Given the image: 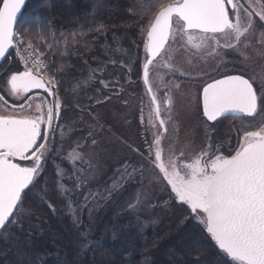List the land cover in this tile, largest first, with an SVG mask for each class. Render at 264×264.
<instances>
[{"label": "snow or ice", "instance_id": "1", "mask_svg": "<svg viewBox=\"0 0 264 264\" xmlns=\"http://www.w3.org/2000/svg\"><path fill=\"white\" fill-rule=\"evenodd\" d=\"M26 5L27 0H0V67L15 51L23 70L12 73L6 86L11 96L24 101L18 106L12 105L8 114H0V240L10 245L0 264H14L7 258L8 253L22 256L25 247L31 248L27 239L32 233H26L23 239L19 234L26 223L31 225L32 211L25 207L26 202L47 206L53 213L56 208L52 200L62 202L76 232L77 254L83 255L103 243L91 239L93 230L90 223L84 224L85 212L91 221L96 207L106 203L128 179L142 180L144 173V162L136 165L125 162L115 172L108 189L101 191L97 187L94 191L89 180L98 164L82 151V143L65 148L72 134L59 123L64 104L59 95L61 79L57 77L63 78L69 68L66 60L55 61L50 57L82 56L84 51L96 46L93 40L105 35L106 25L93 20L67 32L49 31L51 24L38 15L25 17ZM128 11L144 18L143 23L137 22L144 52L142 63L138 54L129 53L121 46L123 38H114L115 48L106 43L100 45L105 54L111 53L108 60H99L95 68L90 67L88 76L78 81L73 91L87 94L91 82L98 80L104 89L118 94L123 90L119 79H104V70L108 64L116 65L119 61L131 74L134 61L130 57L135 55L152 105L147 118L152 139L145 142L146 155L139 153V149L134 151L151 167L153 180L170 188V199L186 212L185 219L192 216L203 225L217 248L216 264H264V73L247 78L243 74L247 70V49L253 41L261 46L258 54L264 56V0H136ZM18 24L24 27L23 31L17 30ZM33 27L40 44L26 37V32ZM84 28L97 36L88 37ZM177 40L190 65L193 58L207 63L209 58L219 57V69L232 63L225 59L232 55L240 57L239 64L245 67L236 74L210 76L204 80L208 73L195 76L171 63L177 52L172 44ZM80 44L84 51L76 47ZM41 45L45 46V51L40 50ZM232 66L237 65L232 63ZM161 69H167V74L177 80L183 77L203 81L198 93L201 107L198 120L203 128L204 145L199 151L188 155L183 149L177 151L180 125L174 118L177 114L174 97L169 88L161 101L153 86L154 78L164 81ZM49 72L52 74L47 75ZM174 87L179 90L180 84ZM34 90H43L53 100H43L34 114H13L23 111L26 104L31 107L33 97L28 94ZM92 91L94 95L88 96L89 103L99 104L101 97L110 99L100 89L92 88ZM0 101H4V96L0 95ZM75 108L81 116L91 111L79 100ZM141 120L143 122V116ZM224 120L240 125H233L234 145L219 136L218 126ZM192 143L188 139L184 147H191ZM91 144L95 146L96 139L93 138ZM57 156L61 157L59 163L55 162ZM50 160H53V169L48 175L46 165ZM24 161L29 163H22ZM142 195L138 194L128 205L127 213L137 211ZM135 223L141 231L146 221L136 215ZM105 232H111L110 239H118L114 230L106 227ZM196 251L202 252V249ZM33 255L35 258L30 264L46 261L68 264L67 258L58 252H33ZM122 264L136 262L133 258ZM193 264L204 262L196 256Z\"/></svg>", "mask_w": 264, "mask_h": 264}, {"label": "trees", "instance_id": "2", "mask_svg": "<svg viewBox=\"0 0 264 264\" xmlns=\"http://www.w3.org/2000/svg\"><path fill=\"white\" fill-rule=\"evenodd\" d=\"M134 2L136 0H29L24 10L25 17L38 15L49 22L52 26L49 31L67 32L93 20L101 21L106 25V40L105 35H99L97 39L92 41L96 46L90 47L87 51H84L82 44L76 45L77 48L84 51L82 56L50 57L51 60L60 61L64 59L67 62L69 71L63 78L57 77L61 79L59 95L64 104L59 123L68 131H73L75 128V133L78 136L76 141L79 143L88 136V132L82 129L81 122L88 116L89 111H85L82 116L79 115V110L75 108L77 100L93 110L105 99L101 97L102 102L99 104L88 101V96L94 95L92 88L101 90L98 80L91 82L87 94L84 91L74 92L73 89L78 81H83L88 76L90 67H96L97 61L108 60L111 53L105 54L104 48L100 45L106 43L115 48L114 38H123L120 41L121 46L127 49L129 53L138 54L139 61L141 63L143 61L141 29L137 22L143 23L144 18L128 11L129 5ZM17 30L23 31L24 27L18 24ZM36 31L33 27L30 32H26V37L34 38V42L40 44V40L35 39ZM84 31L88 33V37L97 36V33L89 32L88 28H84ZM137 45H139L138 48ZM40 50L45 51V46L41 45ZM93 57L96 59H92ZM136 58L135 55L130 57L134 61L131 74L127 72L125 67H121L118 61L116 65H107L103 78L106 80L119 79L123 84L129 80L131 82L141 80V69L135 63ZM86 59L88 60L87 64L84 63ZM127 63L128 60H125V64ZM47 74L51 75L52 73ZM103 92L107 96V93L113 91L106 89ZM57 134H59V129H57ZM73 136L75 134L71 135L70 141L75 139ZM65 148L69 149L71 146H65ZM111 170L112 167L108 169L105 175L107 176L106 180L100 182L99 187L101 189L106 190L111 186L112 182L106 184V181L112 177L109 176ZM46 172L51 175L52 167H47ZM138 180L135 179L134 184H126L123 196L119 197L118 202L97 220L89 221L84 214L85 226L90 223L93 230L91 239L102 240L103 243L90 248L83 255L77 254L76 232L66 215L67 208L62 202L58 199L52 200L56 208L55 213L51 212L47 206L26 202L25 207L31 208L32 211V215L29 217L31 225L26 223L23 226V231L19 234L23 239L26 233H32L31 237L27 239V244L31 248L25 247L22 256H13L8 253L7 258L12 260L14 264L17 262L18 264H30V261L35 258L33 252H58L62 257L67 258L68 264H122V261L133 258L136 264H146V258L147 264H193L194 258L199 256L204 264H216L217 248L204 230L203 225L195 217L188 216L185 219L186 212L181 211L178 202L174 200H169L174 202L169 203L167 216L154 228L146 218L141 217L146 223L141 231H138L135 217H121L123 211L128 208L135 197ZM106 227L114 230L118 239H110L111 232L106 233ZM9 247L10 245L0 240V260L5 258V252ZM197 248L202 249V252H197ZM129 253L132 256H129ZM45 264H50V262L46 261Z\"/></svg>", "mask_w": 264, "mask_h": 264}, {"label": "rangeland", "instance_id": "3", "mask_svg": "<svg viewBox=\"0 0 264 264\" xmlns=\"http://www.w3.org/2000/svg\"><path fill=\"white\" fill-rule=\"evenodd\" d=\"M172 47H174V44H172ZM260 48L261 46L253 41L252 46L247 49V67H256V64L258 68L255 70L261 74L264 73V56L258 54ZM181 57L182 54L178 56L175 55L172 60L173 65L182 67L191 72L196 71L194 64H201L200 66L206 67L213 63L214 65L210 71H218V73H220L223 68V66H221L222 68L217 69V64L214 63V60L211 58L208 59L207 63L197 59L194 60L196 62H192L190 65L187 62V57H185L187 59L186 61H182ZM229 57L230 55L225 57V59L229 61ZM13 58L15 59V57ZM216 58L219 60V57ZM13 64L16 69L17 67L20 68L18 62L14 61ZM127 78L129 80V77ZM160 82L159 79L154 78L153 86H159L158 84ZM194 82L195 84H187L184 87H180L179 90L174 89L172 93L174 97V112L177 113L174 118L179 121L180 125L177 151L183 149L186 155L190 154L192 151H199V149H196V146L199 147L204 143L201 123L191 116L194 113V99L196 98V88L194 85L197 84V81ZM119 83L123 86V90L119 91L118 94L114 91L112 93H107L110 99H105L99 106L88 112V116L81 122L82 129L88 132L87 138L80 142L84 144L82 151L92 157L94 163L98 164L94 174L90 177L89 186H92V188L95 187V189H93L95 191L96 188L99 187L100 182L106 180L105 178L107 176L105 175L110 167H112V170L109 176L112 177L109 181H106V184L112 182L114 174L117 171L116 164L128 162L129 164L136 165L137 162H144L143 179L138 180L139 183L135 193V197L140 193L143 194L141 197V205L135 213L129 214L126 210L123 211L121 217L126 218L140 215L142 218H146L154 228L167 216V212L169 211L168 205L170 202L174 201L168 200L170 199V188H166L163 182L156 183L153 180L151 167L139 154H147L145 142L146 140L151 141L152 139L151 130L147 126V118L152 106L142 80L125 82L124 84L119 81ZM100 88L103 91L106 90L101 84ZM186 106H188L187 110ZM32 110L33 106L27 107L23 111L17 113L18 115L27 116L32 114ZM142 116L144 118L143 122L141 120ZM69 132L73 135L75 134V136H73L75 139L71 140L66 146L74 147L77 143L76 140L78 136L75 133V128L73 131ZM89 132L92 133L91 136ZM186 133L188 134L187 136ZM93 138L97 141L95 146L91 144ZM188 139H191L193 143L191 147L185 148L184 145ZM134 149H139V153L134 151ZM60 160L61 157H55L56 163H59ZM49 166L53 169V160L49 161L46 168ZM134 179L135 178L128 179L125 184H134ZM124 187H126V185H122L114 191L111 195V200H107L106 204L102 203L96 207L92 221H94L93 219L97 220L103 213L118 202L120 199L119 197L123 196ZM99 189L105 191L104 188L101 189L99 187ZM85 215L87 216L86 212Z\"/></svg>", "mask_w": 264, "mask_h": 264}, {"label": "flooded vegetation", "instance_id": "4", "mask_svg": "<svg viewBox=\"0 0 264 264\" xmlns=\"http://www.w3.org/2000/svg\"><path fill=\"white\" fill-rule=\"evenodd\" d=\"M170 43H171V41H170ZM173 48L177 49L176 56L182 54V57H181L182 61L187 60L185 58V57H187L186 53L183 51V49L180 48L179 40H177V42L174 43ZM211 59H213L214 60L213 62L216 64L219 61L217 58H211ZM240 59H241L240 57L230 55L228 60L232 63H235L237 66L233 67L232 63H230L227 67L223 66V68H222L220 66L219 68H222L220 73H218V71H213V72L210 71V69L214 65L213 63H211L210 66L208 65L206 67L200 66L201 64H197V65L194 64V66L196 67V71H194V72H191V71L186 70V69H184V70L191 72L195 76H199L202 73H208V75L204 76V78H203L204 80H208L210 76L219 78L222 75L239 73L245 67L244 65L239 64ZM194 60H197V59L193 58L192 62H196ZM171 63H172V61H171ZM255 66L256 67H249V66L247 67V70L244 71V73H243L246 76V78L260 75V73H258L257 70H255L258 68V65L255 64ZM5 69H7V71H5ZM17 70H19V67H17V69H16L14 64L10 65L9 63L8 64L5 63L0 68V95L4 96V101H0V114H8V111H10V109H11L8 107V104L18 106L20 103H24V101L22 99H17V98H14L13 96H11L10 93L8 92V89L6 86L7 79L10 77V75L12 73H14ZM19 71H21V69ZM167 73H168L167 69H161V75L164 76V81L160 82L159 84L157 83L159 86L154 87L158 90V97L161 99V101H163L164 92L170 88L171 93H173V90L176 89L174 87V85L176 83H179L180 87H184L187 84H193V83L195 84L194 81H197V84L194 85L196 88V98L194 99L195 109H194V113L191 116L194 119L198 120V117L201 114V107L198 103V93L200 92V90L202 88L203 81L200 80V82H199V79L191 80V79H187V78H183V77H181L179 80H177V79L172 78ZM169 81L171 83H169ZM257 86H258V81H257ZM28 95L33 97V99L30 101L31 106H33L32 114L35 113L36 106L38 104H41L43 100H47L48 102H51L53 100V98L51 96H48L46 93H44L43 90H34L32 93H29ZM148 98H149V96H148ZM149 100H150V98H149ZM5 101H6V104H5ZM27 107L28 106L26 104L25 108H27ZM17 112H19V111H17ZM17 112H15V115H18ZM18 116H22V115H18ZM234 124L236 127L240 126L239 124H236V122L231 121V120H224L223 123L218 126L220 138H222L225 142L230 141L233 145L236 143V135H235V131L233 130ZM203 145H204V143L202 145H200L199 147L196 146V149H200L201 147H203Z\"/></svg>", "mask_w": 264, "mask_h": 264}, {"label": "water", "instance_id": "5", "mask_svg": "<svg viewBox=\"0 0 264 264\" xmlns=\"http://www.w3.org/2000/svg\"><path fill=\"white\" fill-rule=\"evenodd\" d=\"M27 2H28V0H27ZM24 162H27V161H24Z\"/></svg>", "mask_w": 264, "mask_h": 264}]
</instances>
